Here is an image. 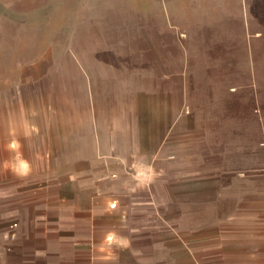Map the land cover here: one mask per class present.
<instances>
[{
    "label": "rangeland",
    "instance_id": "374dc122",
    "mask_svg": "<svg viewBox=\"0 0 264 264\" xmlns=\"http://www.w3.org/2000/svg\"><path fill=\"white\" fill-rule=\"evenodd\" d=\"M13 130L32 195L96 199L99 218L166 231L182 261L188 239L255 264L264 0H0V133Z\"/></svg>",
    "mask_w": 264,
    "mask_h": 264
},
{
    "label": "crops",
    "instance_id": "0c3cea01",
    "mask_svg": "<svg viewBox=\"0 0 264 264\" xmlns=\"http://www.w3.org/2000/svg\"><path fill=\"white\" fill-rule=\"evenodd\" d=\"M13 139H17L16 135L0 133V190H10L9 195L0 196V264L228 263L223 254L224 245L202 244L195 249L193 240L188 244V239L181 251L185 261L174 258L167 254L168 246L163 243L162 234L166 231L144 226L131 228L125 219L99 218L96 199L83 210L77 201L64 196L32 195L31 181L18 178L3 167L4 161L14 155L7 150ZM133 211V223L145 219L139 208L134 207ZM12 225H17L15 241L11 238ZM109 232L126 237L129 246L103 244ZM189 232L186 237L192 236L193 232ZM255 264H264V257L256 256Z\"/></svg>",
    "mask_w": 264,
    "mask_h": 264
},
{
    "label": "clouds",
    "instance_id": "9594fccd",
    "mask_svg": "<svg viewBox=\"0 0 264 264\" xmlns=\"http://www.w3.org/2000/svg\"><path fill=\"white\" fill-rule=\"evenodd\" d=\"M34 129H30L27 125L24 128V135L30 136L31 132ZM10 135L14 136V130L10 132ZM22 145L16 139H13L8 145L7 150L14 155L11 157L10 160H5L3 163V167L6 170H10L15 176L18 178L27 177L31 171V165L29 161L24 159L23 152L21 151ZM149 175L144 171L138 169L137 179L141 181L149 179ZM10 194V190H0V196H7ZM129 241L126 237L119 236L115 232H109L105 238L103 244H107L108 246H116L121 248H126L129 246ZM103 244L101 245V249L103 250Z\"/></svg>",
    "mask_w": 264,
    "mask_h": 264
},
{
    "label": "built area",
    "instance_id": "2783aa9c",
    "mask_svg": "<svg viewBox=\"0 0 264 264\" xmlns=\"http://www.w3.org/2000/svg\"><path fill=\"white\" fill-rule=\"evenodd\" d=\"M16 226H17V225H14V226L11 227V238H12L13 240H16V239H17Z\"/></svg>",
    "mask_w": 264,
    "mask_h": 264
}]
</instances>
